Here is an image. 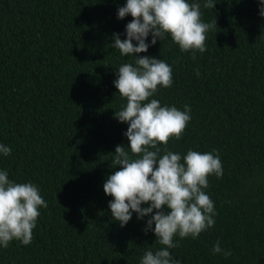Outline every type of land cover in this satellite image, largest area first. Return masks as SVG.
Segmentation results:
<instances>
[{"label": "trees", "instance_id": "trees-1", "mask_svg": "<svg viewBox=\"0 0 264 264\" xmlns=\"http://www.w3.org/2000/svg\"><path fill=\"white\" fill-rule=\"evenodd\" d=\"M123 3L0 0V142L12 149L0 168L34 182L47 201L31 243L0 248V264H139L145 248L161 247L142 230L147 217L133 213L124 226L111 218L102 187L121 167L110 166L115 146L128 143L127 124L113 115L126 102L117 68L132 59L111 47L132 19L116 17ZM201 13L216 21L203 53L166 36L137 54L172 65V85L154 98L191 106L181 138L166 147L215 148L223 166L205 189L215 224L174 237L170 251L182 264H264V17L258 0H217ZM217 240L229 256L212 254Z\"/></svg>", "mask_w": 264, "mask_h": 264}, {"label": "clouds", "instance_id": "clouds-1", "mask_svg": "<svg viewBox=\"0 0 264 264\" xmlns=\"http://www.w3.org/2000/svg\"><path fill=\"white\" fill-rule=\"evenodd\" d=\"M217 0H124L116 17H132L124 26V38L112 33L111 47L120 56L130 55L121 63L113 80L125 103L113 115L127 124L123 135L127 148L117 144L111 156L117 170L107 175L103 191L111 218L124 226L135 213L144 219L145 233L151 231L161 247L145 248L139 264H182L170 249L178 245L174 237L196 238L215 224L214 201L205 191L210 175L220 178L223 166L219 151L189 148L183 154L167 148L169 138L179 140L191 119V106L161 103L154 98L159 88L173 83L172 65L146 53L157 40L170 36L181 51L203 53L206 33L216 21L201 19V7L214 8ZM259 15L264 17V0H258ZM150 36V39H149ZM163 146V147H162ZM9 145L0 142V156L10 155ZM47 201L32 181L17 182L0 168V248L13 240L23 245L32 241L40 209ZM155 210V211H154ZM212 254L227 257L231 250L217 240Z\"/></svg>", "mask_w": 264, "mask_h": 264}]
</instances>
